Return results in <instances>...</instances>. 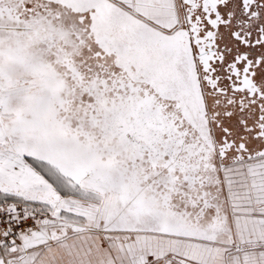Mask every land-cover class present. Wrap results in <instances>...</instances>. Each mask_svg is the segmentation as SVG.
Segmentation results:
<instances>
[{"label": "snow or ice", "instance_id": "1", "mask_svg": "<svg viewBox=\"0 0 264 264\" xmlns=\"http://www.w3.org/2000/svg\"><path fill=\"white\" fill-rule=\"evenodd\" d=\"M0 264H264V0H0Z\"/></svg>", "mask_w": 264, "mask_h": 264}]
</instances>
